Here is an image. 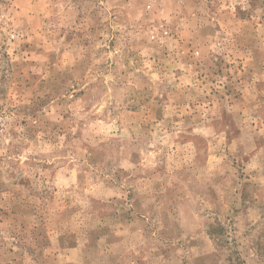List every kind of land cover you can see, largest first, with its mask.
<instances>
[{
  "label": "rangeland",
  "instance_id": "obj_1",
  "mask_svg": "<svg viewBox=\"0 0 264 264\" xmlns=\"http://www.w3.org/2000/svg\"><path fill=\"white\" fill-rule=\"evenodd\" d=\"M0 264H264V0H0Z\"/></svg>",
  "mask_w": 264,
  "mask_h": 264
}]
</instances>
